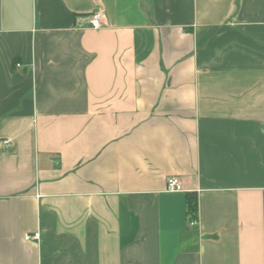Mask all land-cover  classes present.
Segmentation results:
<instances>
[{
	"label": "crops",
	"instance_id": "0c3cea01",
	"mask_svg": "<svg viewBox=\"0 0 264 264\" xmlns=\"http://www.w3.org/2000/svg\"><path fill=\"white\" fill-rule=\"evenodd\" d=\"M2 139L0 264H264V0H0Z\"/></svg>",
	"mask_w": 264,
	"mask_h": 264
},
{
	"label": "built area",
	"instance_id": "2783aa9c",
	"mask_svg": "<svg viewBox=\"0 0 264 264\" xmlns=\"http://www.w3.org/2000/svg\"><path fill=\"white\" fill-rule=\"evenodd\" d=\"M101 19H102V14L99 10H97L96 12L92 13L90 15V24L92 25L93 28H100L102 26L101 24ZM20 64H17V66H19ZM11 141L9 139H2L0 140V144L2 146H10L11 145ZM166 189L169 192H173V191H183L184 187L182 185L181 180H179L177 177L172 176V177H168L167 178V184H166ZM190 222L192 224L197 223L196 219H190ZM39 232H35L34 234L31 235H26V239L31 240V239H35L38 240L39 239Z\"/></svg>",
	"mask_w": 264,
	"mask_h": 264
},
{
	"label": "trees",
	"instance_id": "16d2710c",
	"mask_svg": "<svg viewBox=\"0 0 264 264\" xmlns=\"http://www.w3.org/2000/svg\"><path fill=\"white\" fill-rule=\"evenodd\" d=\"M186 208L189 219L197 220L199 208H198V197L196 193L187 192Z\"/></svg>",
	"mask_w": 264,
	"mask_h": 264
}]
</instances>
